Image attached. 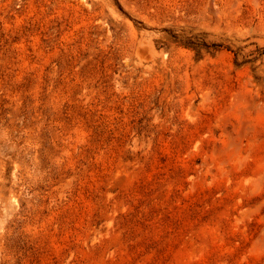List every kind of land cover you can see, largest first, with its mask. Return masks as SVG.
<instances>
[{
	"label": "rangeland",
	"instance_id": "obj_1",
	"mask_svg": "<svg viewBox=\"0 0 264 264\" xmlns=\"http://www.w3.org/2000/svg\"><path fill=\"white\" fill-rule=\"evenodd\" d=\"M0 264H264V0H0Z\"/></svg>",
	"mask_w": 264,
	"mask_h": 264
}]
</instances>
